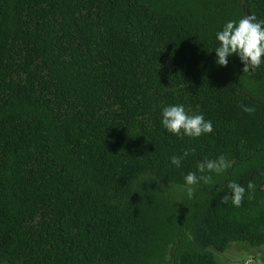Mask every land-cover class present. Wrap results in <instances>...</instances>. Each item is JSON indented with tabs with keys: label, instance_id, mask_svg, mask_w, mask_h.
<instances>
[{
	"label": "trees",
	"instance_id": "1",
	"mask_svg": "<svg viewBox=\"0 0 264 264\" xmlns=\"http://www.w3.org/2000/svg\"><path fill=\"white\" fill-rule=\"evenodd\" d=\"M251 16L264 0H0V264H216L232 242L264 247V63L214 52ZM174 104L213 131H166ZM220 156L223 173L197 170ZM189 172L212 177L191 198Z\"/></svg>",
	"mask_w": 264,
	"mask_h": 264
},
{
	"label": "clouds",
	"instance_id": "2",
	"mask_svg": "<svg viewBox=\"0 0 264 264\" xmlns=\"http://www.w3.org/2000/svg\"><path fill=\"white\" fill-rule=\"evenodd\" d=\"M218 46L215 48V63L218 66L226 67L229 59L233 56L239 58L243 65V71H254L264 63V21L257 22L256 17L241 18L239 21L227 22L222 30L215 36ZM245 111L251 109L244 108ZM161 124L169 133L176 136H187L198 138L202 134L211 133L213 126L211 121L205 120L202 114H189L184 105L174 104L165 106L161 110ZM187 155V153H185ZM171 163L176 167L181 164V158L173 156ZM230 167V164L223 156L215 160H205L198 163L197 170L203 174L205 172L221 174ZM212 180L211 175H197L189 172L184 176L187 195H193V185L203 181L208 184ZM251 187V185H249ZM232 204L236 207L241 205L244 198L245 188L236 182L228 184ZM229 196H224L226 203Z\"/></svg>",
	"mask_w": 264,
	"mask_h": 264
},
{
	"label": "rangeland",
	"instance_id": "3",
	"mask_svg": "<svg viewBox=\"0 0 264 264\" xmlns=\"http://www.w3.org/2000/svg\"><path fill=\"white\" fill-rule=\"evenodd\" d=\"M216 264H264V247H254L247 242H232L223 252H215Z\"/></svg>",
	"mask_w": 264,
	"mask_h": 264
},
{
	"label": "built area",
	"instance_id": "4",
	"mask_svg": "<svg viewBox=\"0 0 264 264\" xmlns=\"http://www.w3.org/2000/svg\"><path fill=\"white\" fill-rule=\"evenodd\" d=\"M244 264H251V263H250V260H249V259L246 260V262H245Z\"/></svg>",
	"mask_w": 264,
	"mask_h": 264
}]
</instances>
